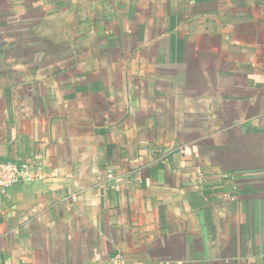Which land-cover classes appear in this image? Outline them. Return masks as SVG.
<instances>
[{
    "label": "crops",
    "instance_id": "1",
    "mask_svg": "<svg viewBox=\"0 0 264 264\" xmlns=\"http://www.w3.org/2000/svg\"><path fill=\"white\" fill-rule=\"evenodd\" d=\"M0 264H264V0H0Z\"/></svg>",
    "mask_w": 264,
    "mask_h": 264
},
{
    "label": "built area",
    "instance_id": "2",
    "mask_svg": "<svg viewBox=\"0 0 264 264\" xmlns=\"http://www.w3.org/2000/svg\"><path fill=\"white\" fill-rule=\"evenodd\" d=\"M38 159V155L19 162L0 158V191L13 185L43 180L46 173Z\"/></svg>",
    "mask_w": 264,
    "mask_h": 264
}]
</instances>
